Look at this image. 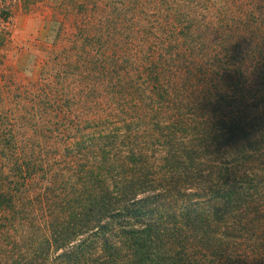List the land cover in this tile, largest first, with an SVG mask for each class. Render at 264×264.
Segmentation results:
<instances>
[{
  "label": "trees",
  "instance_id": "16d2710c",
  "mask_svg": "<svg viewBox=\"0 0 264 264\" xmlns=\"http://www.w3.org/2000/svg\"><path fill=\"white\" fill-rule=\"evenodd\" d=\"M22 1L0 264H264V0Z\"/></svg>",
  "mask_w": 264,
  "mask_h": 264
},
{
  "label": "rangeland",
  "instance_id": "374dc122",
  "mask_svg": "<svg viewBox=\"0 0 264 264\" xmlns=\"http://www.w3.org/2000/svg\"><path fill=\"white\" fill-rule=\"evenodd\" d=\"M7 7L11 17L6 23L0 18V27L6 26L13 44L0 51V60L3 54L12 60L21 48H30L51 14V9L43 2L28 6L22 0H8Z\"/></svg>",
  "mask_w": 264,
  "mask_h": 264
}]
</instances>
